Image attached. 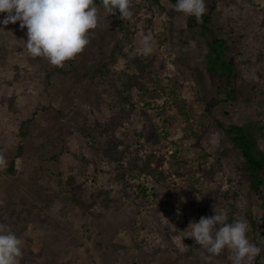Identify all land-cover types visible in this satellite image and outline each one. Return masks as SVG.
<instances>
[{
    "label": "rangeland",
    "instance_id": "obj_1",
    "mask_svg": "<svg viewBox=\"0 0 264 264\" xmlns=\"http://www.w3.org/2000/svg\"><path fill=\"white\" fill-rule=\"evenodd\" d=\"M172 5L131 0L127 18L97 7L89 44L60 66L69 76H47L55 66L29 54L19 21L0 25V224L23 241L19 264H231L228 249L206 261L187 229L214 210L247 219L264 264V186L249 193L218 126L264 151V0H205V24ZM203 29L226 41L229 86L207 72Z\"/></svg>",
    "mask_w": 264,
    "mask_h": 264
},
{
    "label": "clouds",
    "instance_id": "obj_2",
    "mask_svg": "<svg viewBox=\"0 0 264 264\" xmlns=\"http://www.w3.org/2000/svg\"><path fill=\"white\" fill-rule=\"evenodd\" d=\"M105 11L119 12L121 18L132 15L131 0H101ZM173 9L199 20L206 12L205 0H176ZM0 25L19 21L26 28V48L33 57H43L49 64L61 66L74 58L89 44L91 30L98 25V8L95 0H0ZM154 38L143 36V54L152 52ZM0 155V168L6 166ZM179 212V209L177 210ZM169 231H175L172 224ZM190 236L204 248L210 260L223 250H231V264H254L262 249L248 238L247 219L229 222L224 211L214 210L212 216H201L190 222ZM23 241L8 225L0 224V264H19Z\"/></svg>",
    "mask_w": 264,
    "mask_h": 264
},
{
    "label": "trees",
    "instance_id": "obj_3",
    "mask_svg": "<svg viewBox=\"0 0 264 264\" xmlns=\"http://www.w3.org/2000/svg\"><path fill=\"white\" fill-rule=\"evenodd\" d=\"M159 0H155L158 2ZM174 4L176 0H171ZM97 7L103 6L101 0H95ZM210 14H203V23L205 24L210 20ZM202 35H207L211 41L208 43V54H207V72L213 79H218L221 84L231 85L232 80L235 77L234 68L235 65L227 58L226 53L228 51V46L223 38L215 37L211 34H207L206 31H201ZM76 71V68L70 64L69 69L66 71L62 67L55 66L49 69L47 76L50 78L52 75L59 76H69L70 73ZM53 86V85H52ZM230 94H234V90L229 91ZM56 100V98H55ZM57 102V100H56ZM50 109V105H42L37 108L38 111H47ZM227 136H229L234 144V146L240 151L242 157L241 170L245 179L248 182L249 193L257 197H262L261 188L264 186V151L259 148L256 143L254 136L249 133L244 127L230 124L228 126H223L218 123ZM20 136L22 139L18 142L17 147L14 152V157L12 158L9 167L7 169L8 173H14L15 170V159L21 157L24 154L25 149V137L28 134L27 122L23 121L19 125ZM81 135L85 138H89L91 134L86 128L79 130ZM23 260V259H22ZM20 264H24L21 261Z\"/></svg>",
    "mask_w": 264,
    "mask_h": 264
}]
</instances>
